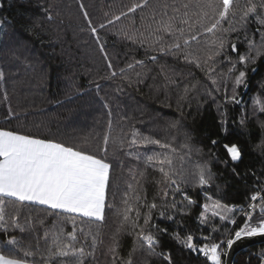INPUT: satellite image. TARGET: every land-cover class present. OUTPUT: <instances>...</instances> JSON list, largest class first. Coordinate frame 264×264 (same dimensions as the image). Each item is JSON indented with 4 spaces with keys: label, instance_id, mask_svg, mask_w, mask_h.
<instances>
[{
    "label": "trees",
    "instance_id": "obj_1",
    "mask_svg": "<svg viewBox=\"0 0 264 264\" xmlns=\"http://www.w3.org/2000/svg\"><path fill=\"white\" fill-rule=\"evenodd\" d=\"M133 2L135 0H0V19L3 21L0 70L5 74L4 80L0 81V128L54 139L102 155L97 149L102 146L110 110L113 135L122 131L130 140L131 132L136 130L171 145L174 151L160 149L156 145L148 149L142 146L133 149L147 151L148 154L167 151L172 157V169L177 174L182 191L175 193L169 190L167 197L163 192V178L157 170L126 156L127 146L124 150L109 147L107 162L112 165V172L108 201L112 203L115 195L116 207L107 212L104 243L99 247L96 258L88 257L86 264H111L108 247L118 229V255L126 260L132 251L134 236L128 234L131 229L121 228V217L116 215V211L123 208L121 198L128 191L129 183L134 192L141 197L146 196L148 204L154 201L158 205L152 210V219L146 228L158 239L155 252L170 254L171 264H210L202 254L177 242L175 234H179L181 241L191 234L197 247L204 243H221L229 235L234 236L235 231L244 224L246 216L239 215V207L247 206L253 194H259L257 204L264 197V112L255 102L258 99L264 103V55L257 58L255 63L249 62L246 67L238 63L239 54L248 52L247 41L253 39L258 25L255 17H252L246 28L224 34L227 39L225 53L216 58L214 65L221 85L220 91L216 92L205 75L207 66L198 68L194 63L185 62L180 55L153 52L147 43L140 46L126 39L122 33L118 34L121 29L129 32L139 29L147 34L153 11L158 15L160 6L165 3L172 5L175 2L179 5L187 2L148 0V7L142 11L122 18L113 26L98 29L100 41L117 71L134 60L145 61L142 67L136 66L126 73L133 81L129 86L127 79L120 75L115 79L105 78L110 76L108 60H105L100 44L89 30L84 11L98 26L126 11ZM255 2L259 3V0ZM240 3H245V0H240ZM81 5L84 6L83 10ZM224 27H228V24L225 23ZM254 39L259 45L258 33ZM234 42L239 53L232 51ZM192 50L199 55L203 64L207 49L203 45L193 44ZM152 55L158 57L157 61L149 59ZM225 56L237 63L233 76L240 70L246 71L247 86L242 84L235 92L236 99L240 101L238 104L225 103L224 77L220 76L230 67ZM251 56H256L255 49ZM253 69L256 71L253 72ZM97 84L101 85L99 92L96 90ZM117 85L121 86V90H117ZM226 86L227 95L232 96V78ZM185 88L189 89L187 95ZM5 91L7 102L3 100ZM208 91L213 92L215 100L207 94ZM9 104L16 118L5 123L3 118L7 115ZM222 120L226 122L222 124ZM174 122L176 127L171 126ZM213 140L218 141L215 146ZM225 144L239 145L242 157L238 162L233 163L229 159ZM204 165L210 169L212 180L201 188L197 183V172ZM180 176L184 179L180 180ZM117 184L119 191H116ZM184 194L194 203L189 204ZM132 200L135 203L134 196ZM213 201L227 208H230L229 205L235 207L227 212L217 210L221 215H227L228 220L222 221L218 215L213 216L212 212L205 211L203 205ZM173 203L176 204L175 208L171 207ZM12 211L10 206L7 212L11 214ZM147 211V207H141L142 213ZM161 212H164L163 217ZM202 212L206 217L203 224L200 222ZM262 215L257 208L251 223L256 225ZM169 216L173 218L169 219ZM28 217L32 221L29 232L9 229L4 233L0 230V250L22 257L19 249L6 246V239L12 236L23 239L25 247L30 243L35 250L39 238L40 252L34 259L40 262L41 256L47 255L52 232L61 225L65 233L71 232L72 224L67 217L61 219L55 210L46 206L25 207L20 217L21 224ZM233 220L235 223L231 222ZM139 223L143 225V216ZM80 227L87 231L88 224L82 225L77 220V247L84 244L85 239L79 232ZM163 229H167V232H162ZM45 230L49 232L47 244L44 241ZM204 237L209 239L205 241ZM88 243H91L90 238ZM263 249L264 243H261L239 251L234 264H262ZM133 260L134 264H168L162 255H150L146 246H138ZM59 262L60 258H54L51 264Z\"/></svg>",
    "mask_w": 264,
    "mask_h": 264
},
{
    "label": "snow or ice",
    "instance_id": "obj_2",
    "mask_svg": "<svg viewBox=\"0 0 264 264\" xmlns=\"http://www.w3.org/2000/svg\"><path fill=\"white\" fill-rule=\"evenodd\" d=\"M147 7L148 0H135L130 7H127L126 11H121L112 19L106 20L98 26L93 24L87 11H84V19L88 22L89 30L96 37L97 43L100 44V51L104 54L105 60H108L110 76L105 78L115 79L117 75H120L127 79L128 85L131 86L133 81L127 77L126 73L136 66L142 67L145 61L134 60L132 63H128L125 68H120L117 71L108 57L104 44L100 41L98 29L113 26L122 18ZM160 7L161 10L158 15L155 11L151 13V22L147 25V34L139 29H132L131 32L121 29L118 34L122 33L126 39L133 43H139L140 46L147 43L153 52H159L162 55H180L185 62L194 63L198 68L207 66L205 75L211 81L216 92L220 91L221 85L218 82L214 65L216 58L225 53L227 45L225 33L236 32L238 28H246L249 20L255 17L258 27L253 33V39L247 41L248 52L239 54L238 63L246 67L249 62L255 63L257 58L264 55V0H259V3L255 0H245L243 4L240 3V0H187V2L179 5L174 2L172 5L165 3ZM83 8L84 6L81 5L82 10ZM169 8H171V15H169ZM141 22L144 23L143 16ZM0 23L3 22L0 21ZM225 23L228 24L226 28L224 27ZM257 33L260 36L259 45L254 39ZM193 44L203 45L207 49L203 64L199 55L192 50ZM231 48L233 52L239 53L235 42L232 43ZM253 49L256 50L255 57L251 56ZM149 59L155 62L158 57L152 55ZM225 59L230 64L227 72L220 74L224 77L225 103L238 104L240 101L236 99L235 92L239 86L245 84L246 71L240 70L239 74L235 75L232 88L233 95L228 96L227 81L237 71V63L233 62L231 57L225 56ZM255 71L256 69H253V72ZM4 75L3 70H0V81L4 80ZM137 75L139 76V73ZM100 88L101 85L97 84V92ZM117 90H121L120 85H117ZM188 91L189 89L185 88V95ZM207 94L215 100L212 91H208ZM3 100L4 102L8 101L6 91ZM255 102L259 105V110L264 112V103L258 99ZM104 106L108 107L106 103ZM15 118L16 113L9 104L7 115L3 120L8 123ZM225 122L224 120L221 121L222 124ZM241 123H243V119ZM171 126L176 127V123L174 122ZM113 131L111 111L109 110L107 128L102 136V146H98L97 149L102 155H98L86 148L66 145L54 139L40 138L0 128V230L4 233H7L9 229H19L21 233L31 231V217L26 218L24 224H21L20 217L25 207L36 205L55 210L61 219L67 217L72 224L71 232L65 233L62 225L52 232L51 245L47 248V255L41 256L40 262L34 259L40 252L39 238H37L35 250L32 249L30 243L28 247H25L23 239H18L15 236L7 238L6 246L19 249L23 256L17 257L11 251L0 250V264H51L54 258H60L59 264H86L88 257L96 258L99 247L104 243L103 230L107 212L116 207L115 195H113L112 203L108 201L112 172V165L107 162L110 146L114 150H124L127 146L126 156L132 157L138 163L143 162L146 167L157 170L163 178L165 197L169 194V190H174L175 193L182 191L177 174L172 169V157L167 151H152L151 154H148L147 151H133L138 146L148 149L151 145L174 151L171 145L151 136L142 135L136 130L131 132L130 140L122 131L116 135H113ZM217 143L216 140L212 141L213 146ZM224 149L233 163L241 159L242 151L239 145L225 144ZM224 163L226 165L227 161ZM233 171L235 172V169ZM197 175V183L201 188L208 185L212 180V174L207 165L199 167ZM179 179L183 180L184 178L180 176ZM116 191H119V184L116 185ZM130 193L134 196L135 203H133ZM184 198L188 200L189 204L194 203L186 194H184ZM250 199L252 203L249 204V209L251 210L245 212L244 224L235 231L234 236L229 235L226 241L204 243L197 247L191 234L181 241L177 233L175 239L177 242L183 243L187 249L202 254L210 264H223L222 256L227 255V252H222L221 249L224 248L225 244L227 249H231L233 244L242 237L264 234V218H261L255 226L251 223L254 219L253 213L257 208L264 214V197L260 198L259 204L255 203L258 199L257 194H253ZM121 203L123 208L117 210L116 215L121 217V228L129 227L131 229L128 234L134 236L133 249L126 260L118 255L120 231L118 229L112 237V244L108 247L111 264H134L133 253L137 251L138 246H146L150 255H162L163 259L171 264L170 254L155 252L158 239L150 231H146L152 219V210L156 209L158 205L154 201L148 204L146 196L141 197L134 192L131 183L128 184V191L122 196ZM10 206L13 209L11 214L7 212ZM141 207H147L148 211L142 213ZM171 207L175 208L176 204L173 203ZM221 207L219 202L214 204L212 215H218L222 221L228 220L227 215H221L215 211ZM223 207L226 212L231 211L227 206ZM203 208L207 211L209 205L205 204ZM133 212L135 213L134 216L132 215ZM160 215L163 217L164 212H161ZM142 216L143 225L139 223ZM201 217L200 222L203 224L206 220L204 212L201 213ZM168 218L172 219L173 217L169 216ZM78 219L82 225L88 224L87 231L83 227L79 229L80 234L85 238L84 244L79 247L76 246L78 242ZM231 222L235 223L234 220ZM161 231L166 233L167 229ZM48 238L49 232L45 230V244L48 243ZM89 238L91 239L90 244L88 243ZM204 239L207 241L209 237H204ZM29 257H33V259L30 260ZM261 257L264 258V253H261Z\"/></svg>",
    "mask_w": 264,
    "mask_h": 264
},
{
    "label": "water",
    "instance_id": "obj_3",
    "mask_svg": "<svg viewBox=\"0 0 264 264\" xmlns=\"http://www.w3.org/2000/svg\"><path fill=\"white\" fill-rule=\"evenodd\" d=\"M264 243V234H259L251 237H242L240 240H237L231 249H226L227 255L223 257V264H234V259L236 254L252 245H258Z\"/></svg>",
    "mask_w": 264,
    "mask_h": 264
},
{
    "label": "rangeland",
    "instance_id": "obj_4",
    "mask_svg": "<svg viewBox=\"0 0 264 264\" xmlns=\"http://www.w3.org/2000/svg\"><path fill=\"white\" fill-rule=\"evenodd\" d=\"M0 21H2L1 19H0ZM3 22V21H2ZM2 30H3V23H0V35H1V32H2ZM239 73H237L236 75H238ZM234 77L235 76H233L232 77V80L234 81ZM217 202L216 201H213V202H211V203H209L208 205H209V209H208V211L209 212H212V210H213V208H212V206L214 205V204H216ZM222 207L221 208H218V209H215V211H217V210H220L221 212L222 211H224V212H226L225 211V208L223 207V205H221ZM261 213V212H260ZM262 218L264 217V214L261 216ZM259 220H257V222H258ZM257 222H256V224H257ZM253 226H255V224H252ZM263 251H264V249H263ZM222 258H223V256H222ZM262 264H264V259H263V261H262Z\"/></svg>",
    "mask_w": 264,
    "mask_h": 264
},
{
    "label": "built area",
    "instance_id": "obj_5",
    "mask_svg": "<svg viewBox=\"0 0 264 264\" xmlns=\"http://www.w3.org/2000/svg\"><path fill=\"white\" fill-rule=\"evenodd\" d=\"M257 195H258V198H259V194H257ZM250 203H252V201H250ZM250 203H249V204H250ZM249 204H248L247 206H245L244 208L239 207V215H241V214H245V212L251 210V209H249ZM229 207H230L231 209H235V207H234L233 205H229ZM227 238H228V237H226V238L224 239V241H226ZM226 249H227V246H226V244H225L224 248H222L221 251H222V252H225Z\"/></svg>",
    "mask_w": 264,
    "mask_h": 264
}]
</instances>
